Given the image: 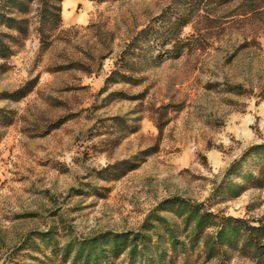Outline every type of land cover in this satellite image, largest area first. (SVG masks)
<instances>
[{
  "label": "rangeland",
  "instance_id": "obj_1",
  "mask_svg": "<svg viewBox=\"0 0 264 264\" xmlns=\"http://www.w3.org/2000/svg\"><path fill=\"white\" fill-rule=\"evenodd\" d=\"M167 2L28 3V36L0 58V264H71L27 235L50 230L60 250L176 220L171 199L264 220V158L248 154L264 144V9L243 15L236 2L196 18L178 57L125 56Z\"/></svg>",
  "mask_w": 264,
  "mask_h": 264
},
{
  "label": "trees",
  "instance_id": "obj_2",
  "mask_svg": "<svg viewBox=\"0 0 264 264\" xmlns=\"http://www.w3.org/2000/svg\"><path fill=\"white\" fill-rule=\"evenodd\" d=\"M30 1L0 0V58L11 54L12 43L28 36L29 18L23 15L29 13ZM236 2L243 15H259L264 9V0H168L160 14L132 36L124 51L125 56L134 55L145 60L165 53L178 57L189 45L181 38L185 25ZM52 9L53 6L48 5L43 13L49 23L60 20L59 12ZM54 9L58 11V8ZM28 84L15 92L16 98L31 90L32 85ZM256 153L264 158L263 143L253 145L248 151L249 155ZM165 203L174 206L172 218L176 220L155 217L152 221L150 217L139 230L100 232L91 237L68 240L60 250L50 230L27 235L37 234L38 243L30 237L26 240L33 242L35 247L42 244L52 252H59L60 258L70 260L71 264H112L111 259H117L121 254L127 257L129 264L147 260L158 264H176L178 261L187 264L190 251L203 258L202 264H236L232 262L233 256L248 264H264L263 219L251 223L242 217L216 215L203 203L188 200L171 199ZM146 224L147 228H144Z\"/></svg>",
  "mask_w": 264,
  "mask_h": 264
},
{
  "label": "crops",
  "instance_id": "obj_3",
  "mask_svg": "<svg viewBox=\"0 0 264 264\" xmlns=\"http://www.w3.org/2000/svg\"><path fill=\"white\" fill-rule=\"evenodd\" d=\"M80 1H85V0H80ZM76 2V0H65V4L66 5H71V4H74Z\"/></svg>",
  "mask_w": 264,
  "mask_h": 264
}]
</instances>
